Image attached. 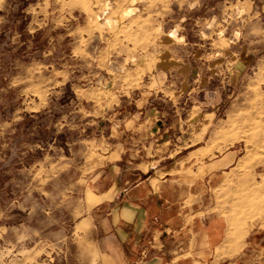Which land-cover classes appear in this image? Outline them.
<instances>
[{
  "label": "rangeland",
  "instance_id": "1",
  "mask_svg": "<svg viewBox=\"0 0 264 264\" xmlns=\"http://www.w3.org/2000/svg\"><path fill=\"white\" fill-rule=\"evenodd\" d=\"M152 131L190 180L234 158L213 201L263 212L264 0H0V264H97L39 214Z\"/></svg>",
  "mask_w": 264,
  "mask_h": 264
},
{
  "label": "crops",
  "instance_id": "2",
  "mask_svg": "<svg viewBox=\"0 0 264 264\" xmlns=\"http://www.w3.org/2000/svg\"><path fill=\"white\" fill-rule=\"evenodd\" d=\"M167 139L152 131L136 148L101 150L100 169L79 192L67 194L66 203L54 200L59 217L39 214L55 222L38 228V241L51 237L60 249L75 244L97 264H264V210L254 215L258 206L250 202L221 212L213 201L217 173L234 167V158L208 157L202 178L190 180L183 161H163ZM205 146L197 151L212 148Z\"/></svg>",
  "mask_w": 264,
  "mask_h": 264
}]
</instances>
